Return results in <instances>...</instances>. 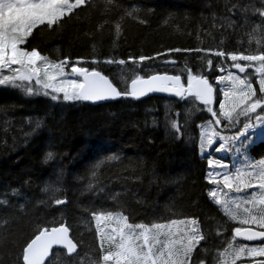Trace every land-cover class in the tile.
Returning a JSON list of instances; mask_svg holds the SVG:
<instances>
[{
  "label": "trees",
  "instance_id": "1",
  "mask_svg": "<svg viewBox=\"0 0 264 264\" xmlns=\"http://www.w3.org/2000/svg\"><path fill=\"white\" fill-rule=\"evenodd\" d=\"M242 2L261 7L260 0ZM133 8L136 11L129 16ZM226 15L225 0H91L66 18L63 27L36 29L30 45L56 62L66 57L93 58V40L101 60L199 47L200 53H171L175 66L162 64L163 57L146 63L161 74L183 73L185 81L189 68L213 81L219 71L210 72L207 60L218 66L220 58L207 54L209 50L255 51L261 47L257 40L264 39L252 31L258 16H250L246 25L233 30L220 27ZM224 63L231 65V61ZM98 70L117 84L139 72L131 64H101ZM209 116L186 101L163 97L92 105L55 102L0 86V201L6 202L0 203V262L23 264L25 241L38 228L65 223L79 255L73 259L66 251L55 250L50 260L94 264L100 257V243L92 212L103 208L122 212L135 223L198 218L206 240L197 252L207 257L206 264H213L232 242L230 230L236 225L207 196L212 185L206 183L207 163L199 155V125ZM37 120L42 122L39 129ZM173 120L182 126L179 139L170 129ZM48 151L55 156L45 162ZM253 151L263 157L264 142ZM113 156L118 159L112 160ZM89 183L94 185L91 190ZM56 198H66L68 203L57 206Z\"/></svg>",
  "mask_w": 264,
  "mask_h": 264
},
{
  "label": "snow or ice",
  "instance_id": "2",
  "mask_svg": "<svg viewBox=\"0 0 264 264\" xmlns=\"http://www.w3.org/2000/svg\"><path fill=\"white\" fill-rule=\"evenodd\" d=\"M260 2L261 7L255 8L242 0H225L228 15L223 17L220 27L235 30L246 25L250 16H258L260 21L252 31L264 38V0ZM90 3L91 0H0V86L20 89L27 96L42 95L68 103L141 100L151 94H166L178 101L192 98L203 105V110L211 114V119L199 125V155L207 163L206 183L213 186L207 196L219 206L223 216L236 225L230 230L232 242L214 258L213 264H237L242 257H250L244 264H264V259H255L264 258V158L258 161L249 158L256 141L264 140V39L257 40L261 47L255 51L217 49L207 53L220 58L218 66H214L211 59L207 60L208 70L212 73H223L226 67L236 69L239 74L253 69L258 75L260 95L253 87L251 73L242 77L228 70L227 76H217L215 84L220 86L217 92L207 76L194 74L190 68L187 69L185 83L183 73L161 74L152 71L153 66L146 63L163 57L162 64L175 66L171 53H200L203 50L199 47L172 48L154 56L141 55L127 60L114 56L101 60L96 55L93 40V58L81 57L73 61L66 57L56 62L30 45L36 29L41 26L47 30H52L53 26L61 28L67 23L66 18H72L77 9ZM135 11L133 8L127 14L133 16ZM139 22L146 23L145 20ZM103 27L101 24L100 28ZM115 32L117 37L121 35L119 21L115 24ZM224 61H231V65L227 66ZM101 64H131L139 72L130 80L122 79L121 86L98 70ZM145 71L149 74H140ZM220 93L223 99H219ZM214 103H218V110L213 108ZM35 127L41 128L42 122L37 120ZM170 129L175 132V138H181L182 126L177 121L171 122ZM232 153L240 156L242 163L225 159ZM54 156L53 151H48L45 162L53 160ZM111 159L117 160L118 157ZM88 187L91 190L94 185L89 183ZM241 193L245 195H239ZM67 203L66 198L55 199L57 206ZM92 220L100 243V257L94 264H206V256L192 260L197 246L206 240L198 218L171 219L168 223H135L129 222V216L122 212L101 208L93 210ZM69 232L65 223L38 228L25 241L23 264H46V261L53 264L49 258H55L57 253L54 249L66 250V255L74 259L73 254L79 255L78 245L70 238ZM237 239L262 243L260 246L237 245L234 243ZM205 251H208L206 247Z\"/></svg>",
  "mask_w": 264,
  "mask_h": 264
},
{
  "label": "rangeland",
  "instance_id": "3",
  "mask_svg": "<svg viewBox=\"0 0 264 264\" xmlns=\"http://www.w3.org/2000/svg\"><path fill=\"white\" fill-rule=\"evenodd\" d=\"M228 70H231V71H233V74H239L238 72H237V70L236 69H234V68H226V70L223 72V73H220V72H218L219 73V75L218 76H220V75H224V76H227V72H228ZM249 70H251L252 72H253V69H251V68H249ZM249 70L246 72V73H243V74H239V75H241L242 77L243 76H245L247 73H249ZM252 75H255V73L254 74H252ZM217 77V76H216ZM215 77V78H216ZM215 78L213 79V81H209L211 84H213V86H214V88H216L217 89V92H219V88H220V86H218V85H216L215 84ZM252 82H253V80H252ZM33 84H34V82H33ZM253 87L257 90V95H260V93H259V88H256L255 87V85H253ZM22 91V90H21ZM48 98H50V97H48ZM51 99V98H50ZM219 99H223V96H222V93H220V95H219ZM53 101V100H52ZM56 102V101H55ZM60 102H63L62 100L60 101ZM68 103V102H67ZM186 104L189 106V107H191V108H195L197 111L198 110H200V111H204L203 110V108H204V106L203 105H200L198 102H196V101H193L192 100V98H189L187 101H186ZM215 110H218V104L217 105H215ZM204 112H206V111H204ZM198 113V112H197ZM210 119H211V114H210ZM241 120H243V117H241ZM227 134V133H226ZM260 142H264V140H257L256 141V143L252 146V148H251V150H250V152H249V158L250 159H253V160H259V159H261V158H264V156L263 157H257L256 156V154H255V151H253L252 149L257 145V144H259ZM257 151V150H256ZM217 156H220V154H216ZM225 159H227V160H234L237 164H240V163H242V158L240 157V156H238L236 153H232V154H230V156H227V157H225ZM213 187V186H212ZM224 191H227V190H224ZM249 191H252V190H249ZM231 195H233V196H236L237 194H235V193H232ZM239 195H241V196H243V195H245L244 193H241V194H239ZM166 223H168V222H166ZM199 246V245H198ZM197 246V247H198ZM255 246V245H254ZM256 246H260V245H256ZM199 255H198V252H197V248L195 249V251H194V253H193V257H192V260L193 261H196L197 260V257H198ZM248 259H250V257H242L241 258V260L240 261H237V264H242V263H244L243 261H246V260H248Z\"/></svg>",
  "mask_w": 264,
  "mask_h": 264
},
{
  "label": "water",
  "instance_id": "4",
  "mask_svg": "<svg viewBox=\"0 0 264 264\" xmlns=\"http://www.w3.org/2000/svg\"><path fill=\"white\" fill-rule=\"evenodd\" d=\"M149 97H167V98L177 99V98H175V97H169V96H167L166 94H151L150 96H148V97H144V98H142L141 100H143V99H147V98H149ZM115 101H118V100H115ZM115 101H105V102H99V103H96V104H93V103H90V102H88V103L93 104V105H100V104L111 103V102H115ZM69 235H70V238H72V233H71V231L69 232ZM244 242H245V243H248V244L262 243V242H260V241H254V242H246V241H244ZM55 250H57V249H54V251H55ZM59 250H63V249H59ZM63 251H66V250H63ZM77 251H78V247H77ZM73 255H75V254H73ZM49 259H51V256H50ZM46 264H47V261H46Z\"/></svg>",
  "mask_w": 264,
  "mask_h": 264
}]
</instances>
